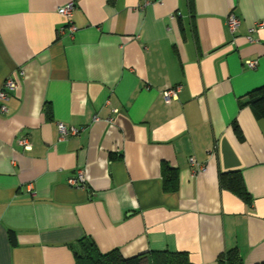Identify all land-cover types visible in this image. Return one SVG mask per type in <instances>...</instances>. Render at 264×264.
Instances as JSON below:
<instances>
[{"label":"crops","instance_id":"crops-1","mask_svg":"<svg viewBox=\"0 0 264 264\" xmlns=\"http://www.w3.org/2000/svg\"><path fill=\"white\" fill-rule=\"evenodd\" d=\"M71 2L77 30L59 35ZM262 21L264 0H0V90L19 82L0 113V264H74L82 237L125 258L217 264L236 249L264 264V117L240 107L264 87ZM58 123L79 133L59 140ZM78 171L85 185L69 186ZM230 172L251 204L220 187Z\"/></svg>","mask_w":264,"mask_h":264},{"label":"trees","instance_id":"trees-1","mask_svg":"<svg viewBox=\"0 0 264 264\" xmlns=\"http://www.w3.org/2000/svg\"><path fill=\"white\" fill-rule=\"evenodd\" d=\"M248 97L249 99L240 107L250 106L258 117H264V87L252 91ZM233 130L241 140L242 133L235 122L233 123ZM160 170L163 190L165 192L176 191L178 171L164 162L161 163ZM219 184L222 189L231 192L244 203L251 204V196L248 194L239 172L221 173ZM70 247L74 256V264H190L188 255L185 252L152 251L129 258L123 257L117 249L102 253L89 237L80 238ZM217 264L244 263L240 253L236 249H232L221 254L217 259Z\"/></svg>","mask_w":264,"mask_h":264},{"label":"built area","instance_id":"built-area-1","mask_svg":"<svg viewBox=\"0 0 264 264\" xmlns=\"http://www.w3.org/2000/svg\"><path fill=\"white\" fill-rule=\"evenodd\" d=\"M73 9H74V4L72 2L68 3L65 6L58 8L57 12L59 15H61L65 19V26L67 28V29H64V28L59 29L58 30L59 35H62L67 32L69 36H72L74 32L77 30V28L72 23ZM226 24H227L229 32L231 34H234L240 25V19L237 16L230 14L228 15L226 19ZM255 29H264V21L257 23L255 27L252 30H250V32H252ZM248 39L251 40L250 37H248ZM245 65L249 69H255L257 66V62L249 60L245 62ZM22 75H23V72H20L18 74V76L20 77ZM18 86H19V82L16 76L8 77L5 80L0 90V113L5 114L7 112L5 102L8 101L9 95L11 93H14L18 89ZM181 88H182L181 86L166 88L162 92V98L164 102L170 103L171 101L177 99L178 94L181 91ZM57 129L59 133V140H65L66 138L71 137V136H76L79 133L78 129H75L73 127H67L61 123L57 124ZM16 144L22 147L23 149H30V146H31L28 139L25 137H19L16 141ZM188 162L192 169L193 174L202 172L204 170L203 165L197 163V161L194 158H189ZM68 184L69 186H72V187H83L85 185V177H84L83 172L78 171L76 175L69 180ZM26 187H27L26 190L28 194L33 196L34 191H33L32 184L29 183L26 185Z\"/></svg>","mask_w":264,"mask_h":264}]
</instances>
